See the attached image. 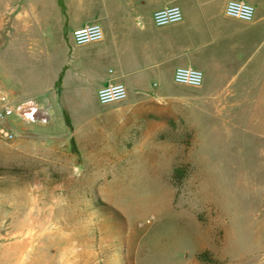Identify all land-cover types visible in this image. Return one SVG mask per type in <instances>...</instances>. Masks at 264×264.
Listing matches in <instances>:
<instances>
[{"label":"rangeland","instance_id":"obj_1","mask_svg":"<svg viewBox=\"0 0 264 264\" xmlns=\"http://www.w3.org/2000/svg\"><path fill=\"white\" fill-rule=\"evenodd\" d=\"M63 18L59 0H0V91L48 112L2 122L0 264H264V137L204 141L170 83L184 99L148 102V124L78 129L103 105L43 88L44 59L73 60Z\"/></svg>","mask_w":264,"mask_h":264},{"label":"crops","instance_id":"obj_2","mask_svg":"<svg viewBox=\"0 0 264 264\" xmlns=\"http://www.w3.org/2000/svg\"><path fill=\"white\" fill-rule=\"evenodd\" d=\"M244 1L255 9L248 22L225 15L227 0H59L69 39L74 29L91 22L100 24L103 38L73 43V60L61 58L58 70L51 58L44 59L43 88L51 98L58 81L60 96L75 90L78 99L89 92L97 100L98 88L121 82L127 97L97 109L77 108V128L88 123L97 130L100 118L113 117L120 124H148V116L162 108L147 104L184 99L165 84H176V67L192 66L202 72V84L176 88L187 92L190 113L204 116V141L215 140L213 133L227 142L244 141L243 133L264 137L259 134L264 130V0ZM166 6L180 9V21L155 26L153 13ZM59 51L66 56V48Z\"/></svg>","mask_w":264,"mask_h":264},{"label":"built area","instance_id":"obj_3","mask_svg":"<svg viewBox=\"0 0 264 264\" xmlns=\"http://www.w3.org/2000/svg\"><path fill=\"white\" fill-rule=\"evenodd\" d=\"M224 13L227 17L241 21H251L255 15L252 4L244 0H227ZM181 11L177 6H166L153 13L152 20L155 26H165L180 21ZM72 41L75 45H86L99 42L103 38V30L100 24L86 23L72 31ZM173 81L179 85L198 87L202 84V72L192 66H178L173 71ZM97 100L105 105L124 100L127 97V89L121 82H109L97 90ZM48 112L35 103L14 105L4 95L0 94V136L12 138L13 133L3 125V121L18 117L31 120H45Z\"/></svg>","mask_w":264,"mask_h":264},{"label":"trees","instance_id":"obj_4","mask_svg":"<svg viewBox=\"0 0 264 264\" xmlns=\"http://www.w3.org/2000/svg\"><path fill=\"white\" fill-rule=\"evenodd\" d=\"M206 255H207L206 253H202V254H200V256H201V257H204L205 260L210 261L211 258H210L209 256H206Z\"/></svg>","mask_w":264,"mask_h":264}]
</instances>
